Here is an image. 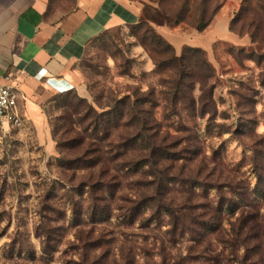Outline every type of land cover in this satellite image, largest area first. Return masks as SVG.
Wrapping results in <instances>:
<instances>
[{
	"label": "rangeland",
	"instance_id": "rangeland-1",
	"mask_svg": "<svg viewBox=\"0 0 264 264\" xmlns=\"http://www.w3.org/2000/svg\"><path fill=\"white\" fill-rule=\"evenodd\" d=\"M134 1H147L143 20L157 36L156 26L165 25L176 37L206 36L201 40L216 37L205 55L210 77L196 75L188 99L171 104L164 80L173 74L171 70H157L155 55L142 43L144 29L121 26L94 38L76 66L80 75L78 88L57 94L44 107L56 145V156L38 144L36 131L25 122L19 128L0 127V264H122L125 263L122 255L128 256V251L132 264H162L165 259L168 264H206L207 255L214 253H221V259H225L222 264H242L243 261L249 264L246 260L249 255L250 262L259 261L260 254L244 247L233 251L220 240V236L230 239L231 223L243 210V204L235 217L228 216V213L224 215L223 226L217 234H200V242L194 241L192 234H187L175 247L167 243L160 249L162 243L168 241L169 236L165 235L169 230L168 218L163 219L164 224L152 235L155 224L149 229L141 225L144 217L149 219L148 212L130 226L122 222L123 212L119 210L120 207H129V200L139 198L143 192L141 182L148 173L140 172L130 178L131 186L125 183L119 193L120 200L107 206L105 215L109 220L103 222L89 218L87 188L79 187L83 173H62L58 166L60 155L53 136L55 125L51 122L64 113L62 105L66 94L86 99L98 112L104 111L102 107H106L112 97L135 100L149 96L155 101L154 105L148 104L139 111H150L148 118L152 117L156 124L158 139L166 137L167 143L174 144V151L180 152L182 157H190L173 165L175 169L186 165L179 177L206 181L214 187L207 192L197 187L191 193L178 195L173 190L169 198H173L175 206L193 194V204L207 202L215 207L220 195L218 187L223 196L230 193L229 187L217 185L216 176L234 178L250 193L256 186L257 178L250 163L253 151L264 144V60L260 59L264 47L254 43L251 37L249 21L254 16L253 10L242 14V9L249 7L250 0H214L206 16V20L211 21L203 31L194 26L200 19L197 12L199 0H192L191 14L181 24L169 14L180 7L182 0H166L169 14L161 11L155 0ZM76 5V0H51L49 11L63 15L73 11ZM226 30L236 38L228 37ZM175 53L178 57L182 55L177 49ZM191 99L196 103L194 106L190 104ZM202 110L207 113L205 116ZM214 112L216 115L212 117ZM134 125L133 129L138 127V124ZM118 133L121 138L126 136V128L121 127ZM147 179L151 181L153 177ZM176 188L185 191L182 186ZM260 204L264 218V204ZM51 206L58 214L53 216L46 211L45 208ZM74 219L76 222L72 224ZM48 220L52 222L50 226L56 228L58 247L52 254L51 263L40 259L42 245L37 234ZM24 242L35 253L33 260L28 259L26 252L18 253ZM86 244L95 246L86 248ZM195 256L198 262L194 260Z\"/></svg>",
	"mask_w": 264,
	"mask_h": 264
},
{
	"label": "trees",
	"instance_id": "trees-1",
	"mask_svg": "<svg viewBox=\"0 0 264 264\" xmlns=\"http://www.w3.org/2000/svg\"><path fill=\"white\" fill-rule=\"evenodd\" d=\"M199 1L200 7L197 12L200 19L194 26L198 31H203L211 21V19L206 20V16L214 0ZM155 2L161 11L169 14L165 6L166 0H155ZM191 3L192 0H182L180 7L169 15L177 23H185L187 16L191 14ZM251 9L254 12L253 18L249 21V29H252L251 37L254 43H259L264 47V0H255L253 3L250 0L249 7L242 9V14ZM130 27L145 30L142 43L155 55L157 70H171L173 77L164 80L168 89L169 103L185 102L188 99L190 91L194 89L196 75L201 78L210 77L204 50L186 47L182 55L178 57L174 47L162 36L154 34L148 22L142 20ZM260 59L264 60V55ZM63 101L64 113L51 122L55 125L53 136L60 155L58 166L62 173H73V175L78 172L83 173V181L79 187L87 188L85 191L89 195L87 208L92 221L94 219L103 222L109 220V216L105 215L108 210L107 206L120 200L122 196L120 197L119 193L125 183L131 186L130 178L140 172L148 173L145 180L141 182L140 188L143 192L139 198L129 200V207L119 208L120 212H123L121 216L123 223L132 226L140 215L148 212L149 219L144 217L141 225L142 228L149 229L155 224V227L150 229L153 231L152 235H155L157 229L164 224L163 219L168 218L169 230L165 232V235L169 237L168 241H163L165 244L162 243V248H160L163 249L167 243L175 247L178 241L181 238L184 239L187 234H192L193 240L198 242H200V234L206 235L207 233V236L217 234L223 226L224 215L228 213V216L235 217L243 204V210L236 221L231 223L230 239L220 236V240L233 251H240V248L244 247L252 253L260 254L259 261L252 262H250L249 255L246 258L249 264H264V253H262L264 252V218L261 215L262 204H260L261 202L264 204V144L257 146L251 157L250 164L257 178L256 186L251 193L248 188L234 181V178L216 176L217 185L224 184L225 187H229L230 193L223 196L222 189L218 187L220 195L215 207L207 202L193 204V194H189L184 203L175 206L173 198H169L171 193H174L173 190L178 195L191 193L197 187L206 192L214 187H210L206 181L204 183L198 179L179 177L182 168L186 170V165L182 164L179 169H175L173 165L182 158L190 157H182L180 152L174 151V144L167 143L166 137L158 139V129L154 127L156 124L153 123L152 117L148 118L150 111L148 109H145L146 113L139 111L141 108H147L148 104L154 105L153 99L149 96L135 100L130 97L123 99L112 97L108 105L102 107L104 110L102 112H98L86 99L74 96L72 93L66 94ZM190 104L194 106L196 103L191 99ZM201 113L204 116L207 114L204 110ZM215 115V112L211 114L212 117ZM134 123V126L138 124V127L133 129ZM123 126L126 128V136L123 135L121 138L118 131ZM185 149L188 150L187 147ZM146 167L148 171H145ZM212 173L215 172L212 170ZM148 176H152L153 179L148 180ZM180 186L184 187L185 191H178L176 187ZM252 193L255 196L252 197ZM202 198L206 197L202 196ZM45 209H48L46 211L52 213L53 216L58 214L53 206ZM1 216L0 214V223ZM75 222L74 219L72 224ZM49 223H52L51 220L41 226L37 233L42 245L40 259L47 263L52 262V254L58 250L56 228L50 226ZM21 246L23 249H20L18 253L26 252L28 259L33 260L35 253L30 251L28 244L24 242ZM91 246L95 245L86 244V248ZM129 257H132L130 251H128V256L122 255V260L125 261L122 264H132L133 261ZM194 258L198 262L197 256ZM224 260V258L221 259V253H214V255H207L205 263L222 264ZM162 264H168L167 260L165 259ZM242 264L247 263L243 261Z\"/></svg>",
	"mask_w": 264,
	"mask_h": 264
},
{
	"label": "crops",
	"instance_id": "crops-1",
	"mask_svg": "<svg viewBox=\"0 0 264 264\" xmlns=\"http://www.w3.org/2000/svg\"><path fill=\"white\" fill-rule=\"evenodd\" d=\"M49 4L50 0H0V83L20 91L25 124L36 131L38 144L56 156L44 107L57 94L78 88L76 66L89 43L106 30L142 21L147 1L76 0V8L63 15L51 14ZM156 31L179 52L191 47L208 53L216 41L176 37L165 25H157Z\"/></svg>",
	"mask_w": 264,
	"mask_h": 264
},
{
	"label": "built area",
	"instance_id": "built-area-1",
	"mask_svg": "<svg viewBox=\"0 0 264 264\" xmlns=\"http://www.w3.org/2000/svg\"><path fill=\"white\" fill-rule=\"evenodd\" d=\"M24 100L16 88L0 83V127L19 128L24 123L19 101Z\"/></svg>",
	"mask_w": 264,
	"mask_h": 264
}]
</instances>
